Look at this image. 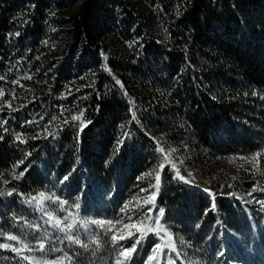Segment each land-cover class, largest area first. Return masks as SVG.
<instances>
[{
  "label": "trees",
  "instance_id": "trees-1",
  "mask_svg": "<svg viewBox=\"0 0 264 264\" xmlns=\"http://www.w3.org/2000/svg\"><path fill=\"white\" fill-rule=\"evenodd\" d=\"M103 35L112 50L101 59ZM65 38L84 56L57 58L64 51L57 39ZM0 77V243L20 250L0 248V264H34L21 255L36 252L21 246L39 234L33 210L61 208L49 177L101 167L116 135L126 146L133 133L155 144L148 130L172 140L188 129L201 151L245 161L256 155L264 173V0H0ZM127 159L133 176L141 159ZM170 171L161 176L156 210L164 222L163 200L188 197L177 176L168 187ZM91 186L88 176L84 199ZM216 203L223 222L235 214L231 199ZM56 220L43 215L41 223ZM143 229L142 239L156 233Z\"/></svg>",
  "mask_w": 264,
  "mask_h": 264
},
{
  "label": "rangeland",
  "instance_id": "rangeland-1",
  "mask_svg": "<svg viewBox=\"0 0 264 264\" xmlns=\"http://www.w3.org/2000/svg\"><path fill=\"white\" fill-rule=\"evenodd\" d=\"M67 18V15L64 16V23ZM100 18L98 23L103 25L104 17ZM51 28L55 32L62 29L53 25ZM57 40L63 41L64 49L57 58L63 60L70 54L76 58L84 56L82 48H75L72 39ZM100 44L102 47L97 54L104 59V48L112 50V40L103 35ZM214 87L218 90L221 86L214 84ZM140 89V94H143L144 88ZM146 133L155 144L144 142L141 136L133 133L134 143L126 146L123 136L116 135L115 142L101 160V167L91 169L81 164L74 167L73 177L68 178L69 174H66L57 181L49 177L50 189L58 195L61 208H34L39 234L29 236L26 242L36 251L30 253L32 257L48 261L49 264H59L61 259L64 264H117V260L122 264H168L170 260H174L175 264H264V208L258 202L264 201V173L259 170L256 155L246 161L238 156H211L207 151L196 148L195 139L188 129H184L180 139L172 140L157 128ZM124 156H127L125 160ZM130 156L141 159V165L136 167L137 172L133 176V164L127 159ZM166 169L171 170L166 179L168 187L178 183L174 176L179 170L177 178L186 186L188 197L185 201L173 198L163 200L167 214L164 222L156 210L160 207L161 176ZM172 172L174 175H171ZM157 174L160 176L158 187ZM88 176L92 186L84 199L81 188ZM180 176L184 179H180ZM153 196L154 199L148 202ZM200 196L205 200L202 205L198 204L202 198ZM218 198H229L236 204L235 214L226 222L219 219ZM76 204H79V208L75 207ZM82 204H85L83 211ZM196 209H201L202 213L198 215ZM208 212L212 215L205 217ZM47 213L60 220L63 226L75 221L72 234L78 233L89 248L86 250L69 242L59 228L42 224L43 215L49 217ZM83 220L112 221L113 224L106 223L101 227L89 223L85 229L81 225ZM132 225L153 226L156 233L142 239L140 231ZM113 234H123L127 238L113 244ZM168 234L173 237L179 256L167 250ZM93 236L99 241V246L90 242ZM41 238L45 243L44 252L36 250ZM136 240L140 241L136 245V252L130 260H125L119 253L130 248ZM157 244L161 245L163 251L158 250L155 254L158 261H149L148 257L154 254L153 248ZM21 252L22 256H29ZM33 262L35 264V260Z\"/></svg>",
  "mask_w": 264,
  "mask_h": 264
},
{
  "label": "snow or ice",
  "instance_id": "snow-or-ice-1",
  "mask_svg": "<svg viewBox=\"0 0 264 264\" xmlns=\"http://www.w3.org/2000/svg\"><path fill=\"white\" fill-rule=\"evenodd\" d=\"M16 35H19V34L17 33ZM0 78H2V77H0ZM28 78H30V77H28ZM17 83H18V81H17ZM117 83H119V81H117ZM2 95H3V92L0 91V96H2ZM72 119L75 120V119H78V117L73 116ZM133 119H135V115H133ZM65 123H67V121H65ZM17 139H19V137H17ZM160 150H161V152L164 151V149H160ZM257 155H259V154H257ZM165 160H168V157H165ZM21 163H22V161H21ZM172 167L175 168L176 167L175 164H173ZM161 168H163V165H161ZM23 174H24L23 172L20 173L21 176ZM176 174H177V176L180 175L178 169L176 171ZM65 179H67V177H65ZM180 179H184V177L180 176ZM156 181H157V187H158V185L160 183V176H159V174H157ZM2 194L3 193H0V195H2ZM8 194L11 195V193H8ZM39 195H40V199L39 200H37L36 197H33L32 198V200H36L37 204L42 203V200L45 199L43 192H41ZM152 199H154V196L148 202H151ZM32 200H30L29 203H31ZM258 202L261 204L262 208H264V201H258ZM61 203H64V202L61 201ZM75 207L76 208H79V204H76ZM125 208H127V205H125ZM163 212H164L163 209H160L159 210V213H160L161 216H163ZM47 215L49 216V220H52L51 213H47ZM65 219H67V217ZM89 223L96 224V225H99L101 227H103L106 223L108 225H112L113 224L112 221H103V220H92V221L83 220V221H81V225L85 229L88 228ZM156 223L157 224L159 223V220L158 219H157ZM53 226L54 227H59L60 228V231H62V232L65 233V237L64 238L66 240H68L69 242L74 243L76 245H79L81 248H84L86 250L89 248V244L82 242V240L79 238V234L78 233L77 234H72V230L75 227V221H73V223H69L66 226L61 227V221L60 220H56L55 221V224ZM132 227H136L137 228V231H143L144 230L143 227H142V225H132ZM109 230H111V229H109ZM151 230L152 229H148V231H151ZM157 231H159V229H157ZM126 238L127 237L125 235H123V234H119V235L113 234L112 237H111L113 244H118L121 240H124ZM7 240L20 242L18 236H16V235H7ZM172 241H173V237L170 234H168V244H167V247L172 252H176L175 245L172 243ZM90 242L91 243H94V244H97V246H99V241L94 236L91 238V241ZM139 242H140L139 240H136L130 248L123 249L119 253V255L121 257H123L125 260H130L132 258V254L134 252H136V250H137L136 249V245ZM21 246H22V248H25V249H27L30 252L33 251V249L29 248L28 243H26V242L25 243H22ZM8 247H12V251H14V252H19L20 251L16 247H13V246H11L9 244L0 243V248H8ZM36 250L37 251H40V252H44L45 251V243L43 242V238H41V240L38 242V248ZM158 250L161 253L163 251L161 249V245L160 244H157V245L154 246V248H153V253L154 254L148 257V260L149 261H151V260H153V259L156 258V255L155 254L158 252ZM176 255L179 256L180 253L179 252H176ZM23 259L28 260L30 262H32L33 260H35V264H49L48 261H44V260H42L40 258H34L32 256H25V257H23ZM52 264H55V262H52ZM59 264H64L63 259L60 260ZM117 264H122V261L117 260ZM168 264H175V261L174 260H170L168 262Z\"/></svg>",
  "mask_w": 264,
  "mask_h": 264
}]
</instances>
